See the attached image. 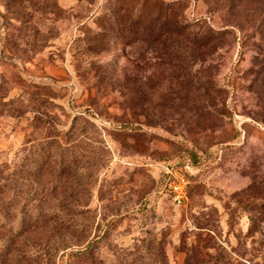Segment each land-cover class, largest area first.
Returning <instances> with one entry per match:
<instances>
[{
	"label": "rangeland",
	"instance_id": "rangeland-1",
	"mask_svg": "<svg viewBox=\"0 0 264 264\" xmlns=\"http://www.w3.org/2000/svg\"><path fill=\"white\" fill-rule=\"evenodd\" d=\"M17 1L0 264H264V0Z\"/></svg>",
	"mask_w": 264,
	"mask_h": 264
},
{
	"label": "trees",
	"instance_id": "trees-1",
	"mask_svg": "<svg viewBox=\"0 0 264 264\" xmlns=\"http://www.w3.org/2000/svg\"><path fill=\"white\" fill-rule=\"evenodd\" d=\"M12 1V4H7L6 3V7L8 9L9 6H13L14 4H17L18 1L17 0H10ZM11 3V2H10ZM128 29V27H127ZM129 31V30H128ZM220 31H215V34H221L219 33ZM203 36H201L198 32H192V31H187L184 32L182 34V43H186V46L188 45H196L198 42H200V40H202ZM190 56V55H189ZM186 58L188 57L187 53H186ZM195 164H197L196 162H194ZM193 163V164H194ZM92 243H89L84 249L82 250H77L74 253H72V256L78 257L81 260L85 259V257L87 258L88 255H90V248ZM137 251H131V249L128 250H123L125 253H123L124 255L122 256H118L116 261L111 263V264H152L149 262L148 259H146L147 257L144 256V254H142L141 252H139L138 249H136ZM152 262V261H151ZM154 262V261H153ZM188 264H191L190 261H187Z\"/></svg>",
	"mask_w": 264,
	"mask_h": 264
},
{
	"label": "built area",
	"instance_id": "built-area-1",
	"mask_svg": "<svg viewBox=\"0 0 264 264\" xmlns=\"http://www.w3.org/2000/svg\"><path fill=\"white\" fill-rule=\"evenodd\" d=\"M189 184V180L181 176L176 181L167 183V186L170 187L172 193L174 194V199L177 202H181L186 197V190Z\"/></svg>",
	"mask_w": 264,
	"mask_h": 264
}]
</instances>
